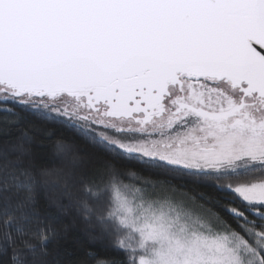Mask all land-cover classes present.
Wrapping results in <instances>:
<instances>
[{
  "label": "snow or ice",
  "instance_id": "1",
  "mask_svg": "<svg viewBox=\"0 0 264 264\" xmlns=\"http://www.w3.org/2000/svg\"><path fill=\"white\" fill-rule=\"evenodd\" d=\"M9 102L231 193L216 202L238 229L204 203L130 198L113 176L106 219L130 264H264V0H0V111ZM28 152L22 140L0 157L10 264L34 252L7 212L33 203Z\"/></svg>",
  "mask_w": 264,
  "mask_h": 264
},
{
  "label": "trees",
  "instance_id": "2",
  "mask_svg": "<svg viewBox=\"0 0 264 264\" xmlns=\"http://www.w3.org/2000/svg\"><path fill=\"white\" fill-rule=\"evenodd\" d=\"M8 106L13 112L0 111V157L6 146L10 150L11 145L23 140L29 149L27 161L37 174L33 203L16 209L17 200L13 197L12 206L7 209L23 216L21 223L29 233L21 236L13 229V237L17 241L30 239L34 245V252L22 250L24 264H130L128 253L117 246L116 234L106 219L114 206V174L133 186L129 194L153 184L171 186L195 196L196 202L207 204L233 228H239L233 214L222 206L230 200L231 193L221 192L214 182L171 175L139 162L135 155L113 151V146L99 142V137L91 140L75 127L42 120L19 104L9 102ZM23 130H27L30 140L23 137ZM57 142L68 145V151H58ZM129 169L135 170L134 177L126 175ZM5 211L0 198V222ZM41 231L48 237L46 241L31 236V232ZM11 255L0 240V264H10Z\"/></svg>",
  "mask_w": 264,
  "mask_h": 264
},
{
  "label": "rangeland",
  "instance_id": "3",
  "mask_svg": "<svg viewBox=\"0 0 264 264\" xmlns=\"http://www.w3.org/2000/svg\"><path fill=\"white\" fill-rule=\"evenodd\" d=\"M110 135H116L114 132H110ZM151 186H148L146 188L139 189V192L136 193L135 191L128 193L130 198H133V195H135L137 198L143 197L146 200H164V199H175V200H184L185 203L189 206H195L198 202H193L190 199V195H188L186 192L176 189L171 186L163 185V184H157L154 186V184ZM186 194V195H185Z\"/></svg>",
  "mask_w": 264,
  "mask_h": 264
},
{
  "label": "clouds",
  "instance_id": "4",
  "mask_svg": "<svg viewBox=\"0 0 264 264\" xmlns=\"http://www.w3.org/2000/svg\"><path fill=\"white\" fill-rule=\"evenodd\" d=\"M126 175L127 176H129V177H134L135 175H136V172H135V170L134 169H129L128 171H127V173H126ZM114 176V180H113V182H115V183H117L119 186H121V190L122 191H126V193L128 194L129 192H128V190H126V189H124V185H127L128 186V189H132L133 188V186H131L129 183H126L118 174H114L113 175ZM134 190V189H133ZM112 195H113V193H112ZM108 223H109V225H112L113 226V230H114V228H115V225L113 224V222L112 221H110V220H108Z\"/></svg>",
  "mask_w": 264,
  "mask_h": 264
},
{
  "label": "flooded vegetation",
  "instance_id": "5",
  "mask_svg": "<svg viewBox=\"0 0 264 264\" xmlns=\"http://www.w3.org/2000/svg\"><path fill=\"white\" fill-rule=\"evenodd\" d=\"M137 136H139V134L132 133V134H127L126 136H120L118 138H125V139H127V138H136ZM127 155H130V154H127ZM131 155H134V154H131Z\"/></svg>",
  "mask_w": 264,
  "mask_h": 264
}]
</instances>
